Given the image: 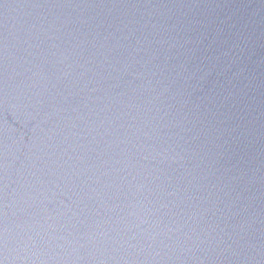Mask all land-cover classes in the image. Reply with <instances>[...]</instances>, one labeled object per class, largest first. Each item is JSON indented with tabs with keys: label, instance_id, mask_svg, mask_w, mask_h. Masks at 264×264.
Instances as JSON below:
<instances>
[{
	"label": "water",
	"instance_id": "water-1",
	"mask_svg": "<svg viewBox=\"0 0 264 264\" xmlns=\"http://www.w3.org/2000/svg\"><path fill=\"white\" fill-rule=\"evenodd\" d=\"M0 264H264V0H0Z\"/></svg>",
	"mask_w": 264,
	"mask_h": 264
}]
</instances>
